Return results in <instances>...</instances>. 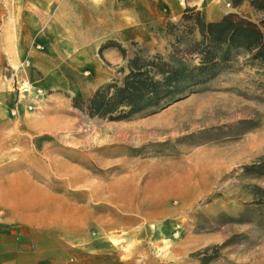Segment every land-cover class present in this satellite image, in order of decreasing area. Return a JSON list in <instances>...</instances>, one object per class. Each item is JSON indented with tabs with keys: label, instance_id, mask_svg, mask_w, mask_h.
<instances>
[{
	"label": "rangeland",
	"instance_id": "374dc122",
	"mask_svg": "<svg viewBox=\"0 0 264 264\" xmlns=\"http://www.w3.org/2000/svg\"><path fill=\"white\" fill-rule=\"evenodd\" d=\"M166 1L175 22L187 6L208 20L237 11ZM88 8L0 0V198L10 174L33 181L22 212L78 232L64 264H264V173L246 168L264 155V62L241 55L164 107L92 117L75 99L127 60L100 52L114 26L87 25ZM154 28L121 42L127 57L173 51Z\"/></svg>",
	"mask_w": 264,
	"mask_h": 264
},
{
	"label": "trees",
	"instance_id": "16d2710c",
	"mask_svg": "<svg viewBox=\"0 0 264 264\" xmlns=\"http://www.w3.org/2000/svg\"><path fill=\"white\" fill-rule=\"evenodd\" d=\"M237 11L208 20L194 6H187L179 21H168L174 49L145 56L127 57L126 47L110 39L100 47H116L127 60L121 78L102 83L91 95L75 99L88 115L111 120L128 119L164 107L231 68L241 55L264 62V0H229ZM190 43V44H187ZM143 51V50H142ZM247 170L264 173V155Z\"/></svg>",
	"mask_w": 264,
	"mask_h": 264
},
{
	"label": "crops",
	"instance_id": "0c3cea01",
	"mask_svg": "<svg viewBox=\"0 0 264 264\" xmlns=\"http://www.w3.org/2000/svg\"><path fill=\"white\" fill-rule=\"evenodd\" d=\"M39 1V0H37ZM50 0H42L43 8L48 9ZM87 3L88 10L93 14L85 22L87 25H97V18L107 25L114 26L111 39L119 42L130 40L144 32L156 34L155 25L166 28L170 18L166 0H78ZM180 4V3H179ZM181 12V11H180ZM109 20V21H106ZM101 47V45H100ZM118 50L116 47L105 48L106 54ZM98 66V65H97ZM92 65V69L97 71ZM97 77L102 76L96 72ZM107 80H104V82ZM20 182V174L12 173L7 180L2 181V197L0 198V264H64L67 263L69 242L77 240L78 234L72 229H65L52 220L44 221L40 214L22 212V204L28 200L27 192L33 181L26 178ZM24 196V197H23ZM35 197V196H34ZM37 201H42L36 196ZM82 229L81 231H83ZM71 236V237H70Z\"/></svg>",
	"mask_w": 264,
	"mask_h": 264
}]
</instances>
